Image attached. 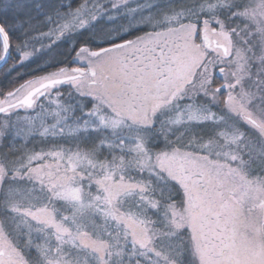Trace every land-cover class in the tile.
Masks as SVG:
<instances>
[{
	"label": "snow or ice",
	"instance_id": "6c2138e0",
	"mask_svg": "<svg viewBox=\"0 0 264 264\" xmlns=\"http://www.w3.org/2000/svg\"><path fill=\"white\" fill-rule=\"evenodd\" d=\"M0 264H264V0H0Z\"/></svg>",
	"mask_w": 264,
	"mask_h": 264
}]
</instances>
